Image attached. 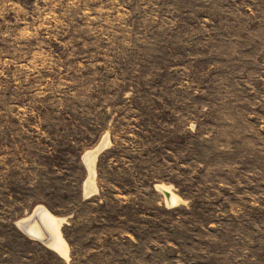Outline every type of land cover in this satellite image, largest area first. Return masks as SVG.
<instances>
[{
  "label": "rangeland",
  "instance_id": "obj_1",
  "mask_svg": "<svg viewBox=\"0 0 264 264\" xmlns=\"http://www.w3.org/2000/svg\"><path fill=\"white\" fill-rule=\"evenodd\" d=\"M0 264H264V0H0Z\"/></svg>",
  "mask_w": 264,
  "mask_h": 264
},
{
  "label": "bare ground",
  "instance_id": "obj_2",
  "mask_svg": "<svg viewBox=\"0 0 264 264\" xmlns=\"http://www.w3.org/2000/svg\"><path fill=\"white\" fill-rule=\"evenodd\" d=\"M163 191L168 192L166 189H163ZM168 200L172 202L175 199L173 198V195H170V197H168ZM34 215H36V219L34 223L27 228V231L32 236H35L37 238H40V240H42V241H38V240L36 241L49 245L53 248H56L59 251L61 250L64 251L63 242L60 238V234L58 231L59 221L45 212H40ZM32 218H33V215L29 217L28 219H26L25 221L21 222V224L22 225L26 224Z\"/></svg>",
  "mask_w": 264,
  "mask_h": 264
},
{
  "label": "water",
  "instance_id": "obj_3",
  "mask_svg": "<svg viewBox=\"0 0 264 264\" xmlns=\"http://www.w3.org/2000/svg\"><path fill=\"white\" fill-rule=\"evenodd\" d=\"M39 211H41V208H40V209H37L35 212H39ZM35 219H36V215H33V218H32L29 222H27L26 224L22 225V224L20 223V227H21V230L23 231V233H24L27 237H29V238H31V239H34V240L42 241V240H40V238H37V237H35V236H32V235L27 231V228H28L30 225H32V224L34 223Z\"/></svg>",
  "mask_w": 264,
  "mask_h": 264
}]
</instances>
